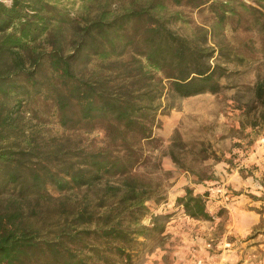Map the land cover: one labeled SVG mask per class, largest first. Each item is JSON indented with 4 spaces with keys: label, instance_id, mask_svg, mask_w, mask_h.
Segmentation results:
<instances>
[{
    "label": "trees",
    "instance_id": "trees-1",
    "mask_svg": "<svg viewBox=\"0 0 264 264\" xmlns=\"http://www.w3.org/2000/svg\"><path fill=\"white\" fill-rule=\"evenodd\" d=\"M9 1H0V264H133L170 218L150 212L164 200L159 185L133 174L160 167L157 116L225 88L227 66L244 59L223 30L236 18L264 36V0H78L80 19L57 1ZM167 3L206 11L211 23L180 35L172 25L187 21ZM37 99L52 100L64 128L99 126L103 145L35 156L19 121ZM238 109L248 118L240 126H264V74ZM81 189L94 198L72 194ZM205 196L186 187L176 204L211 220Z\"/></svg>",
    "mask_w": 264,
    "mask_h": 264
},
{
    "label": "rangeland",
    "instance_id": "rangeland-1",
    "mask_svg": "<svg viewBox=\"0 0 264 264\" xmlns=\"http://www.w3.org/2000/svg\"><path fill=\"white\" fill-rule=\"evenodd\" d=\"M0 1L7 5L10 3L9 0ZM53 1L68 9L73 18L80 19L84 13V4L78 0ZM166 5L168 12H179L187 21L172 25V29L180 35L190 36L195 27L211 23V16L206 11L176 7L171 3ZM116 8V5L111 7L112 10ZM242 22H236L235 18L223 30L225 42L234 47L244 59L241 64L234 63L227 66V78L222 80L225 88L217 95L203 94L179 100L175 109L157 116L158 126L154 128L153 133L160 139V144L158 149L151 153L159 161L160 167L156 170L154 164L139 166L133 170V174L145 181L152 179L159 185L154 195L164 200L158 206L148 204L150 212L168 214L170 218L165 223L164 238L160 244L135 258L133 264H145L149 259H153L152 254L163 245L165 247L161 249L165 253L161 264H179L177 255L180 250H184L183 255L186 259L196 258L191 264H229L224 263L223 254L228 248L227 244L235 239L226 228L228 210L219 206L210 213L212 204L207 203L211 220L185 218L182 216L181 208L176 204V198L183 196L184 188H188L186 184L180 182L183 178L188 175H196L202 179L209 178L212 175L213 165L230 159L224 156L223 151L226 152L232 145L240 146L241 142L244 145L252 144L254 133L264 127L240 126L245 124L248 118L238 108L253 98V86L264 74L262 56L264 36L251 29L248 21ZM20 115L19 124L25 136H20L21 141L24 138L31 141L35 148V156L53 155L51 153L55 152L57 147L66 151L68 148L90 149L103 145V133L97 125L79 129L62 127L51 99L47 101L37 99L35 104L25 105ZM21 145L25 147L24 142ZM171 153L175 157V162L170 157ZM46 192L51 196H58L52 187H48ZM72 194L75 196L86 194L94 198V191L85 193L84 189L75 190ZM263 211L264 209L257 212ZM141 222L143 225H148L150 217L143 218ZM245 240L264 244V235L252 230ZM233 247L242 250V256L245 254L246 258L242 257L245 259L243 263H264V248L249 249V246H240L239 243ZM238 250L236 253L239 252ZM194 251L197 252L195 257L192 255ZM239 261L236 260L232 264H238ZM155 264H158L157 260Z\"/></svg>",
    "mask_w": 264,
    "mask_h": 264
},
{
    "label": "crops",
    "instance_id": "crops-1",
    "mask_svg": "<svg viewBox=\"0 0 264 264\" xmlns=\"http://www.w3.org/2000/svg\"><path fill=\"white\" fill-rule=\"evenodd\" d=\"M223 153L226 158L230 159L213 165L212 175L209 178L202 179L196 175H188L186 178L182 177L180 182L186 184L194 195H207L205 196L206 210L208 204L211 203L210 213L219 206L228 210L226 228L235 240L228 243V248L224 250V263L232 264L240 260L238 264H245L243 263L245 259H242V257L246 258L245 254L242 256V250L233 247L235 244L249 246V249L264 248V244H258L257 241L250 243V240H245L252 230L264 235V211L257 212L264 209V127L254 133L252 144L244 145L241 142L240 146L232 145ZM181 212L183 217L189 218L183 213L182 208ZM162 247L157 248L151 256L153 259H149L145 264H155V260L161 264L163 253H165ZM236 250L239 252L236 253ZM183 251L180 250L177 255L178 263H193L192 261L196 258L186 259ZM192 255L195 257L197 252L194 251Z\"/></svg>",
    "mask_w": 264,
    "mask_h": 264
}]
</instances>
